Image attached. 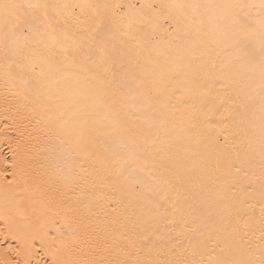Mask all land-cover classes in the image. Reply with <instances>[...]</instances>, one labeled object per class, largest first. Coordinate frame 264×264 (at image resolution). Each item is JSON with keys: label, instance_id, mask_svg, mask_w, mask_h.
<instances>
[{"label": "snow or ice", "instance_id": "snow-or-ice-1", "mask_svg": "<svg viewBox=\"0 0 264 264\" xmlns=\"http://www.w3.org/2000/svg\"><path fill=\"white\" fill-rule=\"evenodd\" d=\"M0 80L16 264H264V0H0Z\"/></svg>", "mask_w": 264, "mask_h": 264}, {"label": "bare ground", "instance_id": "bare-ground-1", "mask_svg": "<svg viewBox=\"0 0 264 264\" xmlns=\"http://www.w3.org/2000/svg\"><path fill=\"white\" fill-rule=\"evenodd\" d=\"M7 97V99H6ZM28 115L26 109L21 106L20 99L13 93L5 90L2 80H0V173L7 170L8 175H0V190L7 185L5 181L12 179L11 171L13 165H19V162L25 157L28 149H38L41 141L33 129L35 121L29 122L25 119ZM29 212V216H31ZM23 230L25 225L20 216L14 209L9 210L8 219H5L4 200L0 194V260L7 258L16 264L21 257L16 255V250L22 247V241L19 238L17 228ZM32 264L37 260L51 264V257L42 255L38 241L34 243L31 249Z\"/></svg>", "mask_w": 264, "mask_h": 264}]
</instances>
